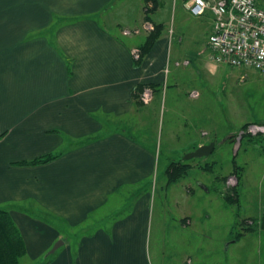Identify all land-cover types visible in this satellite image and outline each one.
<instances>
[{"label": "crops", "instance_id": "obj_1", "mask_svg": "<svg viewBox=\"0 0 264 264\" xmlns=\"http://www.w3.org/2000/svg\"><path fill=\"white\" fill-rule=\"evenodd\" d=\"M158 1L152 20L164 24ZM182 1L190 13L188 0ZM144 5L145 0H0V148L9 143L0 150V183L10 188L2 203L37 199L74 230L65 234L51 227L45 249L63 241L51 264H151V193L145 180L162 147L143 143L130 130L156 102L159 88L169 86L170 75L184 67L178 62L189 59L185 67H201L207 77L225 65L211 60L208 38V57L203 50L188 55L174 49L188 39L174 23L172 37L163 33L137 66L133 52L144 39L131 37L145 38L153 27ZM200 18L209 21L210 34L212 15ZM141 83L160 84L150 89L148 104L134 99ZM201 97L199 90L188 94ZM11 109L20 110L21 118L3 131ZM188 142L185 152L207 144L200 137ZM178 148L172 138L166 151L173 156ZM15 150L26 155L8 159ZM49 153L60 155L38 166L16 164Z\"/></svg>", "mask_w": 264, "mask_h": 264}, {"label": "rangeland", "instance_id": "obj_2", "mask_svg": "<svg viewBox=\"0 0 264 264\" xmlns=\"http://www.w3.org/2000/svg\"><path fill=\"white\" fill-rule=\"evenodd\" d=\"M161 1L163 6L159 16L164 21V34L170 36L169 30L175 23L188 38L182 48L174 43V49L181 52L183 49L188 55L203 50L208 57L204 45L209 34V21L188 13L182 0ZM132 38L138 42L144 35ZM193 66L184 65L178 68V74L170 75L169 86L163 91L159 88L156 102L142 113V121L130 130L143 143L148 141L149 146L162 147L161 153L155 154L154 172L145 180L151 193L152 220L147 242L150 262L187 264L190 260L189 264H264V137L258 143L245 141L240 149L235 147L232 139L228 140L231 133L236 134L238 140L242 133L240 128L247 121H264V72L221 65L216 75L207 77L201 73V67L198 71L191 70ZM193 90L201 91L202 97L188 98ZM20 115V110L7 111L3 131L11 130L8 125L21 118ZM203 132L207 134L202 136ZM199 137L207 144L215 142L213 151L207 156L193 158L187 176L167 187L165 172L168 164L192 152L182 148L189 149L188 140ZM172 138L173 144L180 149L173 156L166 151ZM7 146L9 143L0 150ZM196 146L197 143L193 144ZM14 153L8 159L14 161L20 159V155H26H17L18 150ZM174 155H178L177 158ZM206 163L212 165L210 170L198 167ZM234 165L241 168L239 186L227 185L232 177L239 182L232 172ZM7 168L3 166L4 172ZM30 170L24 171L29 177L32 175ZM237 186L239 201L228 204L222 192L233 193ZM9 194L10 188L0 183V207L11 209L28 248L19 264H40L51 255L50 251L59 241L45 249L44 242L52 228L65 234L74 230L37 199L2 203ZM248 227L253 230L235 241V234Z\"/></svg>", "mask_w": 264, "mask_h": 264}, {"label": "built area", "instance_id": "obj_3", "mask_svg": "<svg viewBox=\"0 0 264 264\" xmlns=\"http://www.w3.org/2000/svg\"><path fill=\"white\" fill-rule=\"evenodd\" d=\"M187 7L194 16L207 12L213 16L208 46L214 63L264 72V0H188ZM133 54L137 58L138 49ZM142 100H152L150 89L143 92ZM248 131L253 135L264 133V125L251 124ZM237 184L233 177L227 181L229 186Z\"/></svg>", "mask_w": 264, "mask_h": 264}, {"label": "trees", "instance_id": "obj_4", "mask_svg": "<svg viewBox=\"0 0 264 264\" xmlns=\"http://www.w3.org/2000/svg\"><path fill=\"white\" fill-rule=\"evenodd\" d=\"M152 3V4H151ZM159 7V1L158 0H145L144 5V12H145V20L152 23V28L147 29V35L145 36L143 42L138 46V57L135 58V62L137 66H140L146 57L150 53V51L153 49L154 45L157 41L162 37L164 33V24L163 23H155L152 20V14L154 11ZM191 13V12H190ZM210 13V12H207ZM206 13V14H207ZM211 14V13H210ZM205 15V14H204ZM203 15V16H204ZM212 15V14H211ZM194 16V15H193ZM201 17V16H196ZM213 20V16H212ZM213 26V23H212ZM170 38L173 35V29L171 28L169 30ZM212 31V29H211ZM211 34V32H210ZM209 34V36H210ZM208 36V40H209ZM209 49V46H208ZM210 52V49H209ZM190 64V60H184L183 62H178L177 65H188ZM229 66V65H228ZM254 69V68H252ZM256 70V69H255ZM259 71V70H258ZM168 73V72H167ZM244 79V76H243ZM160 84H153V83H141L136 87V91L134 92V99H136L137 102L141 104H148L144 103L142 100V94L146 89H151L152 91L155 90V88L159 87ZM251 124H259L264 125L263 121L259 122H247L244 123L241 127V136L239 139H236V135L229 138L230 141L232 139L233 142H238L239 148H241L242 143L245 141L258 143L259 139L262 140L264 137V133H258L255 136L252 135L248 128ZM1 138V137H0ZM60 154L57 153H49L45 154L43 156L36 157L31 160H23L20 162H16L19 166H38L42 164L49 163L51 161H54L59 157ZM191 160H184L183 157L179 159H173L167 166L166 169V178L167 183L166 186L169 187L177 182H179L181 179L187 176L189 170L193 166L191 163ZM201 169L204 170H210L212 165L209 163H206L205 165L198 166ZM234 174L238 177V186L240 184V172L241 168L237 165H234L233 171ZM224 180L226 179L223 177ZM226 181V180H225ZM238 186L234 188L233 193L229 192H222V196L224 197L225 201L229 203H235L239 201V193H238ZM246 221V220H245ZM250 223H254L252 219H249ZM247 221V222H248ZM253 230L252 227L244 228L243 232H237L234 236L235 241H238L242 238L244 234L247 232H251ZM27 254V246L26 242L24 240V237L21 233L20 228L18 227L17 223L12 217V214L7 209H0V264H19L20 260ZM55 255V252L51 254L45 261H43L40 264H51V261L53 260V257Z\"/></svg>", "mask_w": 264, "mask_h": 264}, {"label": "water", "instance_id": "obj_5", "mask_svg": "<svg viewBox=\"0 0 264 264\" xmlns=\"http://www.w3.org/2000/svg\"><path fill=\"white\" fill-rule=\"evenodd\" d=\"M214 147H215V143H214V142H211L210 144L201 145V146H199L196 150L187 153V154L184 156V160H191V159L196 158V157L207 156V155H209V154L213 151ZM62 244H63V241H62V240H59V241L54 245V247L52 248V250L50 251V253L52 254V253L56 252V250H57Z\"/></svg>", "mask_w": 264, "mask_h": 264}]
</instances>
